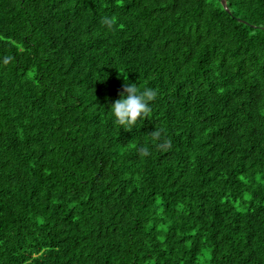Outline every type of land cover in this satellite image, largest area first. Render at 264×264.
<instances>
[{
  "label": "trees",
  "instance_id": "trees-1",
  "mask_svg": "<svg viewBox=\"0 0 264 264\" xmlns=\"http://www.w3.org/2000/svg\"><path fill=\"white\" fill-rule=\"evenodd\" d=\"M226 3L0 0V264H264V0Z\"/></svg>",
  "mask_w": 264,
  "mask_h": 264
},
{
  "label": "clouds",
  "instance_id": "clouds-1",
  "mask_svg": "<svg viewBox=\"0 0 264 264\" xmlns=\"http://www.w3.org/2000/svg\"><path fill=\"white\" fill-rule=\"evenodd\" d=\"M104 23L111 26L112 21L106 18ZM156 95L151 88L140 89L137 84L126 82L120 98L110 105L109 112L113 123L126 130L135 127L139 121L148 117L150 105ZM161 147L164 145L162 144Z\"/></svg>",
  "mask_w": 264,
  "mask_h": 264
},
{
  "label": "water",
  "instance_id": "water-1",
  "mask_svg": "<svg viewBox=\"0 0 264 264\" xmlns=\"http://www.w3.org/2000/svg\"><path fill=\"white\" fill-rule=\"evenodd\" d=\"M223 3L225 5V7H227V3H226V0H223Z\"/></svg>",
  "mask_w": 264,
  "mask_h": 264
}]
</instances>
